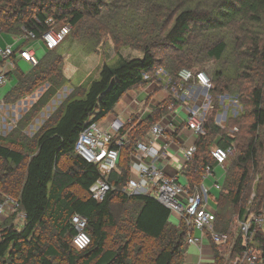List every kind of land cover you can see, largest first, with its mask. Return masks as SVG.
<instances>
[{
  "label": "trees",
  "instance_id": "1",
  "mask_svg": "<svg viewBox=\"0 0 264 264\" xmlns=\"http://www.w3.org/2000/svg\"><path fill=\"white\" fill-rule=\"evenodd\" d=\"M88 18L92 19L89 28L95 33L105 30L115 43L123 35L124 45L141 51L143 56L127 58L119 52L118 60L104 62L99 77L87 89L74 84L54 121L45 123L35 134L34 147L17 138H0V195L16 199L26 214L20 229L13 220L0 224V264L186 263L187 238L193 228L185 221L180 225L173 223L169 209L156 198L122 191L131 174L136 143L146 139L150 127L168 113L174 101L170 93L146 119L137 123L131 118L124 124L121 133H127L129 141L121 148L118 169L110 176L114 189L103 201L95 200L89 190L100 176L98 167L78 155L75 145L91 119L100 121L113 113L128 91L154 80L158 68H165L177 85L184 66L200 71L210 63L208 59L219 62L232 55L236 61L242 59V66L237 65L241 68L236 75L231 69L218 67L212 71L216 80L211 90L216 99L214 108L204 123L203 133L197 135L193 160L183 169L190 187L198 185L206 165L217 167L211 154L213 147H236L226 169L223 190L214 199L215 229L234 238L223 245L212 241L213 264H225L227 257L242 249L241 234L237 232L235 237L232 232L236 212L242 219L251 211L259 214L264 203V37L260 40L250 36L248 45L238 41L242 30L248 32L249 23L264 22V0H0V33L17 36L24 44L34 41L24 39L29 32L39 39L51 28L64 25H71L72 35L81 41L75 32ZM98 40L96 37L89 44L84 42L83 49L100 51L104 56L105 49H96ZM239 46H247L246 51H238ZM166 48L176 54L163 62L159 52ZM55 50H48L28 72L19 69L17 84L4 97L8 101L20 100L49 84L34 111L27 114L23 127L67 82L72 83V78L55 76L57 69L65 66V57ZM243 54L248 57L246 61ZM247 69L252 73L245 75ZM243 78L255 85L246 89ZM225 95L243 102V114H239L252 118L248 125L234 130L237 125L233 129L216 123L219 97ZM252 189L255 203L250 198ZM118 206L133 209L128 217H123L116 210ZM76 213L88 218L86 230L91 244L85 249L73 245L76 230L71 219ZM111 236L122 243L109 247ZM254 244L264 260L262 229L255 235Z\"/></svg>",
  "mask_w": 264,
  "mask_h": 264
},
{
  "label": "built area",
  "instance_id": "2",
  "mask_svg": "<svg viewBox=\"0 0 264 264\" xmlns=\"http://www.w3.org/2000/svg\"><path fill=\"white\" fill-rule=\"evenodd\" d=\"M70 30L71 25L51 28L39 40L44 43L47 50H54L65 41ZM24 39L35 40L36 35L29 32L24 36ZM14 55L15 48L12 44H0V87L8 79L6 68L15 69L17 66L13 59ZM21 55L33 67L39 63V59L31 49L21 51ZM3 62L7 66H3ZM154 75L155 78L151 82L162 85L174 98V101L169 105L170 110H173L177 103H187V98L182 94L188 86L196 87L195 101L190 105L187 103L185 125L196 135L203 133L207 112L214 108L211 95V90L214 87L212 78L205 71L195 72L192 69L183 68L179 71V82L176 85L172 76L163 67L155 70ZM144 76L146 79L149 78L148 74ZM221 97L223 101L226 98V96ZM200 98L202 100L199 103ZM231 101L235 102L236 100L231 99ZM3 103L4 100H0V104L3 105ZM227 118L226 114L221 113L217 116L216 121L221 124L226 122ZM126 122L116 118L108 128H104L99 121L91 119L76 142V153L98 167L100 176L89 188L92 197L97 201H103L114 189L110 176L114 170L118 169L121 148L129 141L128 134L121 133ZM171 125L173 126L172 120L164 116L161 121L150 127L146 139L136 143L135 153L132 154L131 160V174L122 191L127 195L146 194L156 198L169 209L171 215L176 216L177 223L175 224L180 225L185 221L189 227L193 228V231L188 235L187 242L189 245H194L200 253L196 264H204L201 259L205 255L204 248L207 243L210 244L213 241L218 245H223L228 244L231 240L229 233L215 229L217 209L213 191L221 192L223 183L215 179V168L208 164L200 184L190 187L183 169L189 165L197 152L195 143L188 146L183 141L177 143L184 154L183 168L177 174L166 172L165 165L170 161L173 143L167 134ZM235 152L234 144L226 148L216 145L211 154L217 162V167L225 168V164ZM161 163H163L162 166H160ZM181 173L186 177V181L181 180ZM19 207L20 204L16 199L9 195H2L0 198V224L3 223L1 217H4L3 221H5L8 217L15 216L16 228H22L26 214ZM71 221L76 230L73 245L78 249L87 248L91 244V237L86 230L87 216L76 213L72 216ZM236 223L238 225L236 226L237 232L242 236V249L235 255L227 257L225 264H264V260L254 244L255 235L264 225V212L256 214L251 211L243 219L238 216ZM194 230L200 231V235H196ZM212 255L214 256V254Z\"/></svg>",
  "mask_w": 264,
  "mask_h": 264
},
{
  "label": "rangeland",
  "instance_id": "3",
  "mask_svg": "<svg viewBox=\"0 0 264 264\" xmlns=\"http://www.w3.org/2000/svg\"><path fill=\"white\" fill-rule=\"evenodd\" d=\"M92 19L88 18V20H84L81 25L80 28L77 30L76 35L78 34L80 36V40L78 41L76 39V37L74 35H72L74 33V30L71 31L68 34L67 38L65 39V41H63L59 47L56 48V52L61 54L63 57L67 58L68 61H65V66L62 67L60 70L59 68L57 69L55 76H62V75H69V66L71 65L73 69H77L72 75H73V80L72 83H70L69 85H67V83L60 89V91L58 92V94H56V96L49 102V104L47 106H45L40 112L36 113V115L34 116V118L32 119V121L27 124L26 126L23 127L25 120L27 119V114L32 113L35 109V103L38 101V99L41 97V95L47 90V88L49 87L48 83H45L44 85L40 86L38 89L35 90V92L30 93L26 96H24L22 99H15L13 100V98L8 100H4L3 105L0 104V138H5V137H13V138H17L20 141L26 142L31 144L33 147L35 145L34 143V136L37 133V131L40 129L41 126H43L45 123H47L48 121L53 122L56 115H57V111L59 106L62 104L63 100H65L71 93H72V87L74 86V84H78V85H82V89H87L90 85V82L92 80H94L95 78L99 77V71L101 69V67L103 66L104 62H114L116 60H118V58L120 57L119 52L124 55L127 58H141L143 56V53L129 45H124V43L126 42L123 35H121L120 37V41L119 43H115L112 40V38H110L108 36V33H106L105 30H103L101 33H95V31L93 30V28H89ZM242 25V24H241ZM248 28V32L245 30H242V32L240 33V39L238 40L240 43H245V45L249 44V38L248 37H253V38H258V39H262L264 37V22L259 23V24H252L249 23L247 26ZM237 31V33L240 31V29H236L235 32ZM244 32L247 34V38H245V34ZM96 37H98L100 40H98V44L96 46V49H100L104 52V49L106 50L105 55H101L100 51H97V53L93 52V50L91 49H87V47H85V50L83 49V44L90 42V39L93 40ZM127 41H129V39H127ZM34 42V47L36 49V57L39 60H42L45 55L47 54L48 50L45 48V46H42V44L40 45L39 43L36 45L35 42H40L39 39H36L33 41ZM42 42V41H41ZM44 45V43H43ZM246 47L247 46H242L238 48V51L240 50V52L242 53V51H246ZM118 51V53H116V50ZM93 52V53H91ZM20 53V52H19ZM103 53V54H104ZM176 53L174 52L173 49L171 48H166L165 50H160L159 52V58L161 59V61H163V59L171 56V55H175ZM21 55V54H20ZM242 57H246L244 59V61L247 60V56L246 55H242ZM23 61H27L28 66L25 67L24 63H21V69L26 71H29L30 69H32L33 65L26 60L25 58L22 59ZM236 56H225L221 61L219 62H215L213 60H207L208 62H210L206 68L201 69L202 71H205L213 80V83L216 84V80L214 79V76L212 75V71L215 68H225L226 70H232V74L236 75V70H240L241 67L237 68V65L239 66L240 61H242V59L240 58V60L236 61ZM164 62V61H163ZM235 62L237 64H235ZM70 64V65H69ZM240 66H242L240 64ZM77 67V68H76ZM183 68H190L188 66H184ZM243 68V67H242ZM194 71H197V69L191 68ZM247 72H245V75H248L249 73L251 74L252 72L247 69ZM249 71V72H248ZM214 72V71H213ZM247 73V74H246ZM6 86L3 87L2 89H0V98H4L5 95L11 90L13 89V87L17 84V76L15 74H13L11 76V78L7 79V82L5 83ZM243 87H250V86H254L255 82H249V80L243 78V82H242ZM155 86V85H153ZM247 89V88H246ZM169 93V91H167ZM76 93V91L74 92V94ZM77 94V93H76ZM213 94V93H212ZM234 99L236 100L235 102L231 101V98L228 96L226 98L219 97V103H220V107H218V110L216 112L215 116V120H217V116L221 113L226 114L227 115V121L223 122L219 125L221 126H227L228 128H233L236 126L237 129L239 126L241 125H248V123H250V121L252 120V118H250L249 116H243L242 114V104L243 102L240 101L238 98L234 97ZM1 100V99H0ZM216 99L214 97V94L212 96V102L215 103ZM241 102V103H240ZM31 111V112H29ZM212 110L209 109L207 112V117L211 114ZM242 114H239V113ZM239 114V115H238ZM217 123V121H216ZM242 127V126H241ZM229 130V129H227ZM235 130V129H234ZM235 156V154L227 161V163L225 164V170L227 169V167L230 165L233 157ZM181 180L184 181V176L180 175ZM223 190V188H222ZM255 190L252 189V192L250 193V198L254 197V203L256 201V196H255ZM254 193V194H253ZM2 197V195H0V198ZM248 203V202H247ZM119 204V203H117ZM255 209H257V207L254 206ZM133 209L131 208H124V207H120L118 206L116 208L117 211H121L120 215H123V217H128L130 215V210ZM254 209V210H255ZM127 210L128 213H127ZM260 212H264V203L262 205L261 208L258 209ZM253 212H257V211H253ZM129 214V215H128ZM239 216V212H236V215L234 216V224H233V234L236 237L237 234V229L236 226V220L238 219ZM13 218V219H12ZM5 218L2 217L1 222L5 223V222H11L16 221L15 217H8L5 221H3ZM170 220L173 223H177V218L175 215H171L170 216ZM261 229L264 231V225H262ZM115 234V233H113ZM115 236V235H114ZM232 239H234L232 237ZM231 239V242H232ZM118 241H120L118 238H115L113 236H111L109 242H108V246L112 247V246H117L119 245ZM122 243V241H120ZM204 253L205 255L207 253L213 254V247H212V242H210V244L207 243V245H205L204 248ZM187 254L190 257L196 258L200 256L199 251L197 250V248L194 245H189L188 249H187ZM214 257V256H213ZM187 258V255H186ZM186 261V260H185ZM209 262H211V257L210 256H205L203 259V263L208 264ZM215 262V257H214V261Z\"/></svg>",
  "mask_w": 264,
  "mask_h": 264
},
{
  "label": "crops",
  "instance_id": "4",
  "mask_svg": "<svg viewBox=\"0 0 264 264\" xmlns=\"http://www.w3.org/2000/svg\"><path fill=\"white\" fill-rule=\"evenodd\" d=\"M36 45L39 43L43 45V42H35ZM0 44H12L15 48V55L13 56L14 61L16 62L17 66L15 69H11L10 67L6 68L8 72L7 77L8 79L11 78L13 74L16 75L17 71L21 69V63H24V66L27 67V61H23L24 57L21 54V51L25 49H31L36 56V49L34 42L24 44V41L21 40L17 36H13L7 33H0ZM20 52V53H19ZM67 62L68 59L65 58ZM3 66H7L5 62L2 63ZM66 64V63H65ZM70 65V64H69ZM69 75H65L67 78H73V73L77 69H73L70 65L68 67ZM77 68V67H76ZM22 70V69H21ZM31 70V69H30ZM24 71V70H23ZM28 72V71H26ZM155 85V86H153ZM6 84L2 85L0 89L5 87ZM169 93L167 90L160 84L150 82L144 87L139 89L130 90L128 91L119 103L116 105L115 110L113 113L108 115L105 119L100 120L99 123L102 127L108 128V126L113 122L114 119L119 118L122 121L130 120L131 118L137 119V123H140L144 119H146L151 113L155 112L157 108L161 107L163 101H165L168 97ZM187 98V103L190 105L195 100L196 95V87L188 86L186 91L183 94ZM2 101L5 100L4 98H0ZM202 98H200L199 103L201 102ZM187 103H177L173 110L168 111V113L164 116H167L172 120L173 126H170V131H168L169 137L172 139V147L170 151V158L169 163L165 165V170L169 174H177L181 172L184 164V154L183 151L179 148V142L183 141L187 146L192 145L196 142L197 135L194 134L191 130H189L185 125V118L187 115ZM163 116V117H164ZM159 120L161 121L162 118ZM176 130V131H174ZM163 163L160 164L162 166ZM182 175V173L180 174ZM226 177V170L225 168L217 167L215 168V179L221 181L224 184V180ZM184 181H186V177L184 176ZM218 194V192L213 191V197ZM2 218V217H1ZM217 220V219H216ZM196 235H200V231H195ZM205 256L211 257V262L213 263L214 257L212 254H206L202 257L201 262L203 263V259ZM198 257L193 258L187 254L186 262L189 264H196L198 262ZM208 263V264H209ZM205 264V263H204Z\"/></svg>",
  "mask_w": 264,
  "mask_h": 264
},
{
  "label": "water",
  "instance_id": "5",
  "mask_svg": "<svg viewBox=\"0 0 264 264\" xmlns=\"http://www.w3.org/2000/svg\"><path fill=\"white\" fill-rule=\"evenodd\" d=\"M226 97H228V95H225Z\"/></svg>",
  "mask_w": 264,
  "mask_h": 264
}]
</instances>
